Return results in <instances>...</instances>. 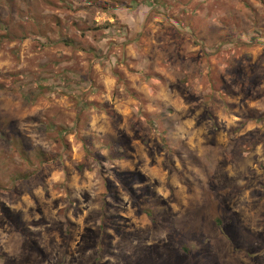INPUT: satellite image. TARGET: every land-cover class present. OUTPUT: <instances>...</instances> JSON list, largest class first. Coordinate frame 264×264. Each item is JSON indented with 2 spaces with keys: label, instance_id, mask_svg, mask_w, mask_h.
<instances>
[{
  "label": "rangeland",
  "instance_id": "rangeland-1",
  "mask_svg": "<svg viewBox=\"0 0 264 264\" xmlns=\"http://www.w3.org/2000/svg\"><path fill=\"white\" fill-rule=\"evenodd\" d=\"M0 264H264V0H0Z\"/></svg>",
  "mask_w": 264,
  "mask_h": 264
},
{
  "label": "trees",
  "instance_id": "trees-1",
  "mask_svg": "<svg viewBox=\"0 0 264 264\" xmlns=\"http://www.w3.org/2000/svg\"><path fill=\"white\" fill-rule=\"evenodd\" d=\"M109 25V24H108Z\"/></svg>",
  "mask_w": 264,
  "mask_h": 264
}]
</instances>
